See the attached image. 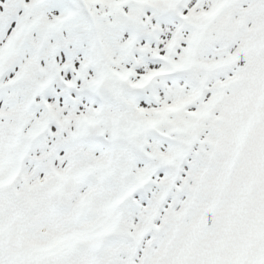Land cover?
I'll use <instances>...</instances> for the list:
<instances>
[{
    "label": "snow or ice",
    "instance_id": "1",
    "mask_svg": "<svg viewBox=\"0 0 264 264\" xmlns=\"http://www.w3.org/2000/svg\"><path fill=\"white\" fill-rule=\"evenodd\" d=\"M0 264H264V0H0Z\"/></svg>",
    "mask_w": 264,
    "mask_h": 264
}]
</instances>
